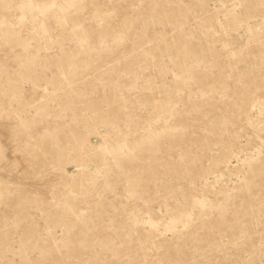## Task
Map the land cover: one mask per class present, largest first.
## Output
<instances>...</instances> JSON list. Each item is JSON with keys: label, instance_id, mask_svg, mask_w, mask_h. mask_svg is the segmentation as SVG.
<instances>
[{"label": "rangeland", "instance_id": "374dc122", "mask_svg": "<svg viewBox=\"0 0 264 264\" xmlns=\"http://www.w3.org/2000/svg\"><path fill=\"white\" fill-rule=\"evenodd\" d=\"M0 264H264V0H0Z\"/></svg>", "mask_w": 264, "mask_h": 264}]
</instances>
